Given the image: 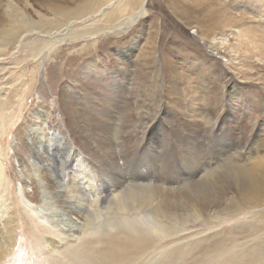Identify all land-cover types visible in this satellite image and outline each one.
I'll use <instances>...</instances> for the list:
<instances>
[{
  "label": "rangeland",
  "instance_id": "rangeland-1",
  "mask_svg": "<svg viewBox=\"0 0 264 264\" xmlns=\"http://www.w3.org/2000/svg\"><path fill=\"white\" fill-rule=\"evenodd\" d=\"M60 2L72 5L75 0ZM170 2L173 3L172 0H146L145 14L121 28L106 27L108 23L105 24L103 14L110 9L106 8L92 17L62 25L52 35L42 33L50 40L44 47L40 30L21 42L20 36H16L0 45V264H219V261L234 264L233 256L226 258L237 249L239 255L234 256L240 259L242 255L235 241L231 242L234 232L249 229L251 222L256 232L259 224L264 223L259 216L251 219V214H206L199 218L192 209L187 210L186 220L179 222L160 218L144 207L134 212L124 206L118 211L112 190L107 193L105 203L95 210L102 211V215H96L94 209L79 202L70 207L65 202L67 198L58 193L57 186L62 185L61 189L64 186L65 150L74 139L65 103L87 108L90 116L108 99L112 101V96L114 99L116 96L114 102L124 103L119 98L122 92L132 96L129 102L135 104L133 100H137L145 110L153 106L160 111L138 150L127 143L122 153L126 158L120 162L126 163L122 172L128 174L125 186L159 182L166 186L172 183V187L178 188L189 180L191 173L183 162L182 152L176 150L179 141L171 140L167 146L163 143L165 135L174 131L168 129L174 113L182 111L183 106L187 113L191 112L189 107L199 109L200 118L187 131L196 136L194 146L202 145L204 149L201 161L205 169L249 160L248 147L254 149L255 143L241 133L253 134L259 127L264 128V121L252 132L251 127L237 129V122L230 118L236 108L244 110L252 104L254 96L264 108V67L248 66L246 58L242 63L231 60V54L237 50L241 54L242 50L231 31L223 30L224 19L230 14L224 5L215 0H187L194 14L192 19L185 20L174 12ZM11 13L37 23L45 17L54 18L45 0H0V28L10 21L6 18ZM97 25L106 28L89 37L85 33L73 34ZM222 36L229 38L225 49L211 41ZM234 60L237 64H233ZM124 77L129 78L125 84ZM163 110H167V117L153 129ZM258 111L260 115L259 108L254 113ZM218 118L224 130L217 137L219 125H212ZM181 119L191 124L193 118L184 115ZM131 127L119 124L113 134L119 131L125 139L131 138L135 130ZM97 137L102 140L104 135ZM216 138L217 144L207 150ZM256 141L264 144V137L257 136ZM260 152H264L263 147ZM255 153L256 150L252 151L253 156ZM171 154L176 156L175 163L152 168L154 158ZM87 162L98 192L111 187L112 177L91 158ZM155 227L158 232L153 230ZM69 228L78 231L77 240H68ZM49 236L60 239L57 249H51ZM101 236L105 240L93 242ZM252 261V264L261 263L257 256Z\"/></svg>",
  "mask_w": 264,
  "mask_h": 264
},
{
  "label": "bare ground",
  "instance_id": "bare-ground-1",
  "mask_svg": "<svg viewBox=\"0 0 264 264\" xmlns=\"http://www.w3.org/2000/svg\"><path fill=\"white\" fill-rule=\"evenodd\" d=\"M58 1L45 0V5H48V7L52 9L54 18L51 19L44 16L45 19L39 23L24 20V18L18 17L14 13H11L9 18H6L8 20L10 19V21L8 23L6 22V24L0 28V45L6 44L9 42V40L15 38L16 36H20L18 41L21 42L24 37L40 30L39 38L43 40L42 47H44V45L49 44L50 40H48V38L46 39V36L43 37L42 33L46 32L51 34L54 29L59 30L62 25H66L79 19L83 20L89 16L92 17V15L103 9L110 8L108 11L105 10L103 17H105L106 20L105 24L108 23L106 27L112 29L118 26L121 28V26L124 24L130 25L136 22L141 16L145 14L147 10L146 0H75L72 5H64L62 2H60V0ZM172 1L173 3L170 2V5H173V10L179 17L184 18L185 20H187V18H193L191 17V14H194V9L186 4L187 0ZM215 1L219 5H224L230 12L227 20L225 21L224 19L225 24H223V26L225 29L223 30L227 29L231 31L232 37H234V39L237 41V44L240 46V49L242 50L241 54H239L238 50L237 53L231 54V60L238 59L240 60L239 63H242V60L246 58V60H248V66L251 65L259 68H261L260 66L264 67V0ZM252 1L253 3H251ZM250 4H252L251 9L249 7ZM204 16L205 15L203 14V17ZM203 23L205 25V22ZM106 27L97 25L91 30L87 28L85 31L73 32V34L81 35L85 33L89 37L99 33L100 31H103ZM25 29L27 30L26 33L21 34V32ZM202 31L205 30L202 28ZM221 33L223 35L226 34L224 32ZM201 36L205 35L202 34ZM211 41L219 43V45L224 49L229 45V38L224 36L214 37L211 39ZM42 47L39 46V50L42 49ZM236 60H234L235 62L233 61V64H237L238 61L236 62ZM128 81L129 78L124 77L122 83L125 84V82ZM108 94L109 91L106 95ZM112 97V101L109 102L108 99L106 103L95 109L94 115L90 116H87V108H79L77 106L74 107L69 103H65L66 116L71 127L72 137L75 140L72 138L73 141L71 140V146L65 150V161L63 164L65 169L63 181L64 186L61 189L62 182H59L61 186H57V188H59L58 193L67 198L65 202H68L70 207H72L74 203L79 202L86 205L88 208L94 209L95 211L100 207V205L105 203L107 193L112 190L111 193H114L115 197L114 207L118 211L123 210L122 207L124 206L129 207L128 209L133 211L144 207L149 208L160 218L166 217L170 220H177L179 222L186 220L188 217V215H186L187 210L192 209L193 213L199 215V218L206 217V214H214V216H219L220 214H229L234 216L238 214H251V219H255V217L259 216V220L264 222V152H260L261 148H264V144H262L261 141H256L257 136L264 137V128L259 127L260 130L254 132L253 134H249V131H246L247 134L241 133L245 139H251L252 144L255 143V145H253L254 149L250 147V145L248 147L250 155L248 156L249 160L247 163L233 161L228 163V166L226 167H217L218 170L217 168L205 169L203 167L204 161H201V158L204 156V149H202V145L194 146V139L196 136L193 134L189 135L190 132L187 131L188 127L192 128L195 120L200 118L199 115H197L199 113V109L197 108L198 110H196L195 108L189 107L188 109H191V112L187 113L184 111L186 110L185 106L180 107L182 111L179 110V112L174 113V117L172 118L171 124L168 127L169 131H174L169 132V136L168 134L165 135V140L163 143L167 146L171 145V140H174V142L179 141V145H177L176 150L178 149L177 151H179V153L182 152L181 155L183 157V162L187 170L191 173V176L188 177L189 180H186V183L178 188L172 187V183L170 184L171 186H166L159 182H155L153 184H144L139 182L135 185L125 186L124 183L128 178V174L126 172H122L125 167L123 165H126L124 161L123 163H120L122 162L121 159L125 158L122 153L126 151L128 145L137 147L136 149L138 150V147H140L144 140L146 131L150 126H152L151 124H153V121L155 118H157V115L160 111L159 109L154 110L153 106H147L145 110L143 109L142 104H138L137 100H133V102H136L135 104L129 102L132 99V96L129 97L128 93L122 92V95L119 97L125 101L124 103L114 102V100H116V96L115 99L114 96ZM241 100L242 102L246 101L244 98ZM253 102L250 105L248 104V107H245L244 110L240 108L238 111L237 108H234L236 110L235 112V110L232 109L233 113L230 120H235V123L237 122V129H241L243 131L251 127L250 130L253 132L255 127L264 121V108H262L261 102L258 98H256V96L253 97ZM236 106L240 107L239 104ZM89 108L91 109V107ZM256 108H259L260 115L259 111L257 114L254 113ZM184 115L193 118L191 119V124H187L181 119ZM201 115L203 114L201 113ZM166 117L167 110H163L160 119L157 121L158 123H155L156 125L153 129H156ZM234 117H236V119H234ZM257 118L259 119L258 122L256 121ZM242 119L243 121H241ZM187 121L189 122L188 119ZM220 121L221 120L218 118L212 125V127H215L217 124L219 125L217 137L224 130V127L222 126L223 122L220 124ZM124 123L130 124L132 126L131 128L135 129L133 130L134 133L130 132L131 138L128 136L125 139V135H121V132L119 131L118 134H113V131H117L115 126H118L119 124L122 126ZM141 130L143 131L142 133L144 135L141 133L140 136ZM228 132L231 135H234L230 131ZM191 133L193 132L191 131ZM170 134H174V136ZM97 135H104V138L100 140ZM130 141L137 145L130 144ZM216 144L217 138L214 139V141H211L207 150L211 149V147L215 146ZM191 145L192 150L190 149ZM254 150H256L257 154L255 153L253 156L252 151ZM212 151L213 150L210 152L211 155ZM175 157L176 156H173V154L166 157H156L152 161V168H156L161 164H173L176 162L174 161ZM89 158L100 165L103 170H105L106 175L112 177V180L109 179L110 177H106L108 181L111 180V187H104L102 191L98 192L99 190H97V183L95 184V179H93L94 177L91 173V165L87 162V159ZM200 173L203 174L197 178ZM61 201H58V203H62ZM101 212L95 211L96 215H100ZM41 217L42 219L45 218L44 216ZM197 219L198 218L195 220ZM203 220L207 221L206 218ZM53 225L56 226L55 223ZM96 227L100 228V225L97 224ZM153 230L158 232L156 227L153 228ZM252 230H254V233H252ZM68 233L70 234L66 235H71V237H69L70 239H68L69 241H75L77 238H79L78 231L74 230L73 228L70 229ZM161 233L166 234V232ZM234 233L235 234L233 239H231V242L234 243L235 241V247L239 246L240 251H242V255H240V259H237V257L234 256L238 254L237 251L239 252L237 249L234 254L230 256L227 255L226 258L233 256V259L231 260L232 262L235 261L234 264H237V262H239V264H252L253 257L257 256L261 262L260 264H264V223L259 224L258 228H256V232L254 224L251 222L249 229H241L239 231H235ZM101 237L97 240L95 239L96 241L93 242L98 243L100 239L105 240L103 236ZM91 241L92 240H90V243ZM48 242L52 250H55L60 246L59 238L49 236ZM105 243L108 242L105 241ZM219 264L227 263L219 261Z\"/></svg>",
  "mask_w": 264,
  "mask_h": 264
}]
</instances>
